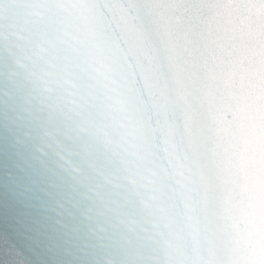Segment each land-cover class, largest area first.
<instances>
[{
  "label": "clouds",
  "instance_id": "9594fccd",
  "mask_svg": "<svg viewBox=\"0 0 264 264\" xmlns=\"http://www.w3.org/2000/svg\"><path fill=\"white\" fill-rule=\"evenodd\" d=\"M257 49L264 0H21L0 16V124L64 264H264V82L229 74Z\"/></svg>",
  "mask_w": 264,
  "mask_h": 264
}]
</instances>
